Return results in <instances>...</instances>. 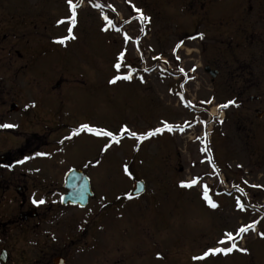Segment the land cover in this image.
<instances>
[{"label":"rangeland","instance_id":"obj_1","mask_svg":"<svg viewBox=\"0 0 264 264\" xmlns=\"http://www.w3.org/2000/svg\"><path fill=\"white\" fill-rule=\"evenodd\" d=\"M51 1L53 13L47 16ZM80 1L72 0L77 4L73 25L67 0H0V9L12 14L24 13L21 8L43 9L41 24L53 18L54 41L39 50V65L53 74L55 84L61 83L54 104L64 110L70 127L64 156L71 167L84 171L95 194L83 212L86 217L77 220L86 236L71 246L72 256L80 264H264V193L253 185L260 182L258 187H263L264 175L256 170L246 177L242 173L238 126L228 124L230 117L211 125L208 133L199 126L214 118L217 104L208 102L207 81L192 74L191 15L177 11L182 6L179 0H82L79 5ZM155 6L162 12L153 10ZM14 19L20 22L24 16L0 12V41L10 33L9 24L14 27ZM43 33L47 31L42 26ZM176 38L183 42V50L177 49ZM148 48L154 53H145ZM171 50L173 56H181L182 72L172 76L179 70V60L174 59L160 85L152 78L154 68L145 75L140 64L151 65L152 54L172 55ZM115 73L136 74L137 79L129 82L122 77L110 83ZM105 131L113 137L103 135ZM77 132L81 135L75 138ZM229 161L234 168L230 182L245 178L238 203L224 195L221 186ZM133 176L148 186V195L137 202L123 196ZM194 179L195 185L181 187ZM205 186L215 208L203 198ZM95 205L101 207L97 215ZM249 225L255 230L239 232ZM227 233L237 248L247 251L233 249L198 259L209 249L230 247ZM221 240L225 243H218Z\"/></svg>","mask_w":264,"mask_h":264},{"label":"flooded vegetation","instance_id":"obj_2","mask_svg":"<svg viewBox=\"0 0 264 264\" xmlns=\"http://www.w3.org/2000/svg\"><path fill=\"white\" fill-rule=\"evenodd\" d=\"M179 1L182 6L177 11L191 15L193 21L192 74L207 81L208 90L222 105L235 101L226 110L228 124L238 126L241 171L245 177L250 170L264 175V0ZM47 4V16H52V1ZM19 10L24 13L0 9L3 16H24L20 22L11 20L14 27L9 24L10 33L0 41V264H80L71 246L86 236L77 222L86 217V208L63 202L68 193L65 177L74 168L63 152L71 141L66 138L69 122L54 104L61 83L55 84L38 56L54 41L53 18L41 24L43 9ZM153 10L162 12L158 6ZM42 26L47 34L40 35ZM43 37L45 42L40 40ZM163 52L158 62L170 58ZM123 75L115 73L114 79ZM155 76L160 85L166 80ZM80 135L77 132L75 138ZM233 170L226 166L228 181ZM244 182V176L233 179L232 193L225 195L241 202L238 188ZM257 184L261 183L253 182ZM258 185L255 190L264 192V186ZM130 191H123V196ZM100 210L97 207L93 215Z\"/></svg>","mask_w":264,"mask_h":264},{"label":"snow or ice","instance_id":"obj_3","mask_svg":"<svg viewBox=\"0 0 264 264\" xmlns=\"http://www.w3.org/2000/svg\"><path fill=\"white\" fill-rule=\"evenodd\" d=\"M67 2H68V4H69V7H70V9L72 10V23H73V25L75 24V9H76V7H77V4H73L72 3V0H67ZM137 11H139V10H137ZM142 19H144V17H141ZM105 19H107V17H105ZM61 22H63V21H61ZM109 23H110V21H109ZM69 32H71V30L69 29ZM70 38H72V39H75V37L74 36H71ZM201 38H202V35H201ZM125 39H128V37L127 36H125ZM58 43H64V40H59V41H57ZM117 69H119L120 68V64H115L114 65ZM123 79H130V77H127V76H125V77H123ZM110 83H115V79H113V80H111V81H109ZM229 104H233V105H235V101H229L228 103H226V104H224V105H220L219 107H221V108H226V107H228L229 106ZM3 127H12V125H3ZM82 128H85V129H87L88 131H93V129L92 128H90L88 125H82ZM157 131H159V129H157ZM75 134V133H74ZM103 135H105V136H107V137H110V138H112L113 137V134L111 133V132H103L102 133ZM155 133H149V135H154ZM132 135L133 136H135L136 134L135 133H132ZM139 138V137H138ZM125 171L127 172V168H125ZM197 183V181L194 179V180H192L191 181V183H188V184H185V183H181V187H191V186H193V185H195ZM205 200H206V202L209 204V206L210 207H212V208H215L216 207V204L215 203H213L212 201H211V199L207 196V187L205 186V195H204V197H203ZM33 203H43V201L41 200V201H39V202H37V201H33ZM248 228H253V230H255L254 229V227L253 226H251V225H249L248 227H241L240 229H239V232L240 233H245V232H247L248 231ZM226 236L228 237V241H233V237H232V235L230 234V233H227L226 234ZM261 236L262 237H264V233H261ZM218 243H220V244H224L225 243V241L224 240H221V241H219ZM233 249H236L237 251H242V252H246L247 250L246 249H239V248H237V246H236V244H235V242H231V246L230 247H223V248H212V249H209L207 252H205L204 254H203V256H201V257H198V259H203L204 257H206L207 255H209L210 253L211 254H216L217 252H223L224 254H228V253H230L231 251H233ZM159 258V257H158Z\"/></svg>","mask_w":264,"mask_h":264},{"label":"water","instance_id":"obj_4","mask_svg":"<svg viewBox=\"0 0 264 264\" xmlns=\"http://www.w3.org/2000/svg\"><path fill=\"white\" fill-rule=\"evenodd\" d=\"M66 184L69 188V193L64 197V201L71 205H78L82 208L85 207L89 198L92 196L90 180L85 177L82 172L71 170L67 175ZM144 191V182H136L129 197L140 196Z\"/></svg>","mask_w":264,"mask_h":264}]
</instances>
